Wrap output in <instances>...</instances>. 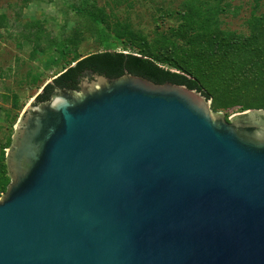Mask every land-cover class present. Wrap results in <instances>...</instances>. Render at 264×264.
Listing matches in <instances>:
<instances>
[{
    "label": "water",
    "instance_id": "1",
    "mask_svg": "<svg viewBox=\"0 0 264 264\" xmlns=\"http://www.w3.org/2000/svg\"><path fill=\"white\" fill-rule=\"evenodd\" d=\"M80 78L15 126L0 264H264V109L226 120L185 86Z\"/></svg>",
    "mask_w": 264,
    "mask_h": 264
},
{
    "label": "rangeland",
    "instance_id": "2",
    "mask_svg": "<svg viewBox=\"0 0 264 264\" xmlns=\"http://www.w3.org/2000/svg\"><path fill=\"white\" fill-rule=\"evenodd\" d=\"M190 1L0 0V146H10L25 108L77 59L103 51L160 56L184 48L173 32ZM195 8V24L209 23V30L217 27L227 38L249 36L264 18V0H195ZM260 15L261 21L253 20ZM245 92L242 87L235 96ZM262 103L264 92L246 101L251 107ZM211 109L226 120L247 112ZM0 173L5 180L1 162Z\"/></svg>",
    "mask_w": 264,
    "mask_h": 264
},
{
    "label": "trees",
    "instance_id": "3",
    "mask_svg": "<svg viewBox=\"0 0 264 264\" xmlns=\"http://www.w3.org/2000/svg\"><path fill=\"white\" fill-rule=\"evenodd\" d=\"M28 3L29 0H22ZM199 4V3H198ZM201 6V4L199 5ZM183 18V24L173 32L174 38L184 42L180 53L172 51L160 56L133 54L119 51H103L77 59L74 65L66 68L53 84L43 88L36 97V102L47 101L54 87L78 90L77 78L84 72L115 79L128 73L141 77L155 84L171 83L185 86L201 92L207 99H212L213 109L240 107L243 111L262 110L264 103L251 107L246 104L264 92V18L252 27L249 36L242 39L225 37L216 27L209 30L210 24H195L191 17L196 10L195 0H191ZM246 67L245 72L242 71ZM241 70V71H240ZM245 88V95L237 98L235 94ZM9 146V145H8ZM5 148L0 146V162L5 180H1L0 196L8 186Z\"/></svg>",
    "mask_w": 264,
    "mask_h": 264
},
{
    "label": "flooded vegetation",
    "instance_id": "4",
    "mask_svg": "<svg viewBox=\"0 0 264 264\" xmlns=\"http://www.w3.org/2000/svg\"><path fill=\"white\" fill-rule=\"evenodd\" d=\"M81 81H82V79L80 77H78L77 78V86L81 83ZM35 100H36V98H35ZM36 103H38V102H36Z\"/></svg>",
    "mask_w": 264,
    "mask_h": 264
}]
</instances>
